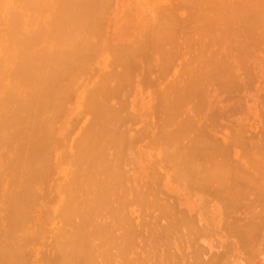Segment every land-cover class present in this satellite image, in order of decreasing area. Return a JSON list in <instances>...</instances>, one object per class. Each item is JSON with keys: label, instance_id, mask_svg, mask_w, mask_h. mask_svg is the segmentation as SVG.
Returning <instances> with one entry per match:
<instances>
[{"label": "bare ground", "instance_id": "bare-ground-1", "mask_svg": "<svg viewBox=\"0 0 264 264\" xmlns=\"http://www.w3.org/2000/svg\"><path fill=\"white\" fill-rule=\"evenodd\" d=\"M110 1L0 0V264H227L232 251L219 254L225 250L213 253L202 246L205 230L197 214L171 202L173 194L166 197L161 181L187 190L202 209L213 206L207 195L216 198L233 238L249 235L243 241L256 242H248L249 247L238 242L245 252L241 257L249 256L264 240V167L261 159H250L246 165L261 168L252 173L234 163L240 155L245 158V140L251 137L239 127L242 133L232 127L233 132H244L249 139L243 141L242 135L241 140L247 145L233 132V137L224 134L235 139L226 140L228 146L241 143L247 148L234 159L229 155L233 148L209 133L214 134L218 116L217 109L207 112L206 97L218 90L232 98L242 82L248 85L255 78L250 60L264 37V0H180L196 5L184 15L167 13L163 5L151 15L144 7L138 11L135 33L121 36L119 43L110 40V29L107 38L105 34L101 9L107 10ZM185 42L197 46V59ZM178 49L185 58L192 55V61L188 57L191 62H185ZM175 50L183 61L175 62L180 73L172 76ZM154 65L161 71L158 77ZM149 89L155 96L151 105L144 96L139 106L130 102L133 92L143 95ZM137 143L146 155L141 165L133 158ZM257 147L262 151H254L264 153V146ZM157 164L164 169L161 174ZM248 191L256 196L248 197ZM252 197L261 205L258 200L249 203ZM256 204L260 210L249 211H255L257 223L244 222L246 214L235 215ZM204 209L202 214H210L211 209ZM208 228L206 236L211 234ZM254 229L263 235H253ZM228 242L225 247L235 245ZM38 243L44 246L32 248ZM258 244L264 248L262 241ZM260 246L251 252L255 255Z\"/></svg>", "mask_w": 264, "mask_h": 264}, {"label": "rangeland", "instance_id": "rangeland-1", "mask_svg": "<svg viewBox=\"0 0 264 264\" xmlns=\"http://www.w3.org/2000/svg\"><path fill=\"white\" fill-rule=\"evenodd\" d=\"M107 1V0H106ZM111 2V4H110V6L107 8V10L104 8V7H107V6H102L103 8L101 9V10H103V12H101V13H103V14H101V15H103V17H102V19H104V17H106V19H105V34H106V38H107V36H108V34L109 33H111L110 34V40L111 41H117V42H115V43H119V42H121L122 41V38H124V37H127V36H131V35H133V33H135L134 32V29H133V27H134V25H135V20H136V17H137V14H138V11H139V9H141V8H147L148 10H149V12H150V14L152 13V11H153V13L151 14V15H155V13H156V10L157 9H160L161 7H162V5H163V7L161 8V9H163V10H165V11H167V13L169 12V10H170V12H172L173 10H174V12L177 10V14L178 15H184V14H187V12L189 13L190 11L191 12H193V10L195 9V6H192V5H187V4H185V5H183L182 3V1L180 2V0H178V2H180L179 4H178V2L176 1V0H145L144 2L142 1V0H111L110 1ZM172 2V3H171ZM109 2H107V4H108ZM171 3V4H170ZM177 5H176V4ZM106 4V5H107ZM260 4H262V3H260ZM259 4V5H260ZM263 4H264V1H263ZM109 5V4H108ZM144 5V6H143ZM152 5V7H150ZM176 5V6H175ZM179 6V7H178ZM182 6H185V10H184V7H182ZM188 8H187V7ZM194 9H193V8ZM175 8V9H174ZM187 8V9H186ZM190 8V11L188 10ZM263 8V12H264V7H262ZM150 9H152V10H150ZM192 9V10H191ZM111 10V11H110ZM172 10V11H171ZM186 10H188V11H186ZM107 11V12H106ZM104 12H106V14L104 13ZM155 12V13H154ZM259 12H261V16H262V11H261V9H260V11ZM173 13V12H172ZM104 14H105V16H104ZM176 14V15H177ZM260 14V13H259ZM264 16V15H263ZM262 16V17H263ZM192 19V18H191ZM262 19H264V18H262ZM110 20V21H109ZM142 20V19H141ZM185 23V20H184V22H183V24ZM110 24H111V26H110ZM183 24H182V26H183ZM109 25V26H108ZM123 25V26H122ZM109 27H111V28H109ZM261 28H263L264 29V24L260 27V31L262 30ZM111 30V31H108V32H106L107 30ZM126 29V30H125ZM175 29V28H174ZM119 31V32H118ZM122 31V32H121ZM125 31V32H124ZM262 32V35H264L263 33H264V30H262L261 31ZM124 34V35H123ZM121 36H122V38H121ZM115 38V39H114ZM262 38V39H261ZM260 39L261 40H258V42L259 41H261L260 42V44H256L257 46L255 47V50H254V52H255V54L257 55H252V58H251V60H250V62L252 63V69L254 70V68H255V70H254V72L255 73H253L254 74V79L253 78H251V77H253V76H251L250 78H249V80H247L246 82L248 83V85L247 84H244L245 82H242V85L243 86H241V88L239 89V91H237V92H235V93H232V95H234V94H236V93H238L239 92V94H236L235 96H232V98H227L226 97V94H228V93H224V92H220V93H218L219 91L218 90H212L208 95H207V97H206V103H207V106H208V109H207V112L209 113V112H213L215 109H217V110H215L216 111V115L218 116L217 118L218 119H216V115L213 113H210L211 115H214L215 116V118H214V116H211V118H214V119H216L217 120V125H216V121H213V122H215L214 123V130H216V129H220V131H218V130H216V132L213 130V132H214V134L212 133V131L211 132H209V133H211L212 135H214L215 137L216 136H219V139H218V137H217V139H218V141L220 142V137H222L221 138V141H222V139H223V146H224V144L226 145V147L228 146L227 145V141L226 140H228L229 138H230V136L228 137V136H225L226 134L228 135V134H230L231 135V133L234 131V129H235V131H237L238 129V127H239V130L241 129V131H245V133H246V135L247 136H251L250 137V139L247 137V136H244L245 134H244V132H243V136L242 135H240V136H237V134H236V132L234 133L235 134V137L237 138V137H240V140L238 139H236L237 141H240L241 143L244 141L243 140V138L244 137H246V138H248L249 139V142H248V140L246 139L245 140V142L246 143H248V145L244 142V143H242V144H244V145H247L248 147V152H246V154L244 155V159H243V157L241 156V159H240V156H238V160L237 161H234V163H236V164H239L240 166H242V168L243 169H247V170H249L250 172H255V169L259 166V165H257V167L255 166V164H254V169H252V166H250L249 164H247L246 165V163H248V161L250 160V159H255V162H256V160H258V162L260 163L261 161V168H263L264 167V162H263V160H264V153H262V152H260L259 150H261L262 148H259V147H257V146H261V147H263L264 145L262 144L261 145V142H264V141H262L263 139L262 138H260V137H264V136H262L261 134L263 133L264 134V129L263 130H261L262 128H263V120H264V118H263V116H264V41L262 42V40H263V38L264 37H261ZM121 40V41H120ZM181 41H182V38L180 39ZM179 40V42H180V44H181V41ZM147 42V41H146ZM149 42V41H148ZM147 42V44L148 45H150V42L148 43ZM257 42V43H258ZM185 45H187V46H189L188 48L190 49V50H192V48L195 50H192V51H190L188 48H187V46H184V47H186L187 49H188V52L190 51L191 53L192 52H195V55H194V53H193V56L196 58V52H197V50L198 49H196L197 48V46H195L193 43H187V42H185L184 43ZM191 45V46H190ZM181 46H182V44H181ZM262 46V47H261ZM179 47V46H178ZM190 47H192V48H190ZM182 49L183 47H179V49ZM257 48V49H256ZM178 49V53H179V50ZM186 49V50H187ZM185 50V49H184ZM185 50V51H186ZM183 51V49L181 50V52ZM176 52V50H175V52L173 51V59H175V61H173L174 62V65H173V67H172V69L170 68V70H172L171 72L172 73H170L172 76H175L177 73H180V72H178V68H179V64H178V67H177V63H180V62H182L183 61V59H182V61H181V57H180V55L178 56V54H176L177 53ZM187 53V51L186 52H182V53H184V54H191V53ZM253 52V53H254ZM157 56V58L156 59H158V55H156ZM175 56H176V58L178 59V61H176V58H175ZM180 57V58H178V57ZM182 56V55H181ZM188 56V55H187ZM192 56V55H191ZM190 56V57H191ZM160 57H162V56H160ZM183 58H184V61L186 60L188 63L189 62H191L192 61V59H191V61H190V59L187 57V58H185L184 56H182ZM193 58V57H192ZM155 59V60H156ZM187 59H189V61L187 60ZM194 59V58H193ZM197 59V58H196ZM159 60V59H158ZM161 60V59H160ZM163 60V59H162ZM172 58L170 59V61H169V63L172 65L173 63H171L172 61ZM185 61V62H186ZM194 61V60H193ZM196 61V60H195ZM194 61V62H195ZM198 61V60H197ZM196 61V62H197ZM156 62V61H155ZM158 62V61H157ZM156 62V63H157ZM163 62V61H162ZM175 62H177V63H175ZM254 62H256V63H254ZM153 63H154V61H153ZM250 63V64H251ZM180 64H182V63H180ZM257 64H258V66H257ZM253 65H254V67H253ZM153 67L154 68H156V71H154L155 69H153ZM152 67V70L155 72H153V74L155 75H159V73L161 72V71H159V70H157V65L155 66H153ZM158 67H160L159 65H158ZM261 67V68H260ZM160 70H162V68L160 67L159 68ZM158 71H159V73H158ZM252 74V75H253ZM257 74V75H256ZM153 75V76H154ZM154 76V77H158V76ZM171 75H169L166 79L168 80V79H172V76ZM180 74H178L177 76H179ZM165 79V80H166ZM253 79V80H252ZM263 80V81H262ZM260 82V83H259ZM169 83V82H168ZM164 84V83H163ZM167 84V82L165 83V85ZM161 85H162V83H161ZM247 86H249V87H247ZM180 87H183V86H180ZM247 87V88H246ZM153 92V90H147V91H144V94L143 95H138V94H136V92H133V94L131 95V97H130V102L131 101H133L134 103H136L138 106H139V104L138 103H140V105L142 104L141 102H142V99L140 98V97H142V96H144V98H145V102L146 103H149L150 102V105H151V103L153 102L152 101V98H151V93ZM221 93H224V94H221ZM153 94V93H152ZM231 94V93H230ZM229 94V95H230ZM244 94V95H243ZM246 94V95H245ZM137 95V96H136ZM145 95L147 96V97H145ZM238 95H243L242 97H240V96H238ZM154 96V95H153ZM152 96V97H153ZM228 96V95H227ZM155 97V96H154ZM237 97V98H236ZM224 98H225V100H224ZM247 98V99H246ZM250 98V99H249ZM140 101H139V100ZM215 99V100H214ZM241 99V100H240ZM249 100V101H248ZM137 101H139V102H137ZM243 102L244 101V104H240L241 102ZM76 102H73V104H75ZM73 104H70V107L71 106H73ZM136 105V106H137ZM238 105V106H237ZM243 105V106H242ZM240 106H241V109H240ZM210 107H212V108H210ZM151 109H152V106L150 107ZM150 108H147V109H150ZM237 108V109H236ZM243 108H244V110H243ZM145 109V108H144ZM144 109H143V111H144ZM233 110L232 112H234V111H236V113L234 112V114L232 115V114H228V112H230L229 110ZM261 110H262V112H261ZM131 111H133V110H131ZM146 111H148V113H149V110H146ZM241 111V112H240ZM219 112V113H218ZM144 113H146L145 111H144ZM220 113H221V115H220ZM224 113L227 115H229L228 117L226 116V118L227 119H225V116H224ZM261 113H262V115H261ZM219 115H220V117H219ZM224 116L223 118L221 117V116ZM260 117H262V118H260ZM224 119H225V121H224ZM263 119V120H262ZM145 120H147V118L145 119ZM224 121V122H223ZM86 122V119H83L82 121H81V123H82V126L84 125V123ZM212 122V123H213ZM224 123L222 126H224L223 128H220L221 127V125L220 124H218V123ZM211 124V123H210ZM228 125V126H225V125ZM232 126H231V125ZM243 124V125H242ZM244 124H245V126H247V127H249V130H248V128H247V130H245V126H244ZM239 125H241V126H239ZM215 126H217V127H215ZM230 126V127H229ZM232 127H234V129L232 128ZM245 127V128H244ZM262 127V128H261ZM228 128H230V129H232V130H230V129H228ZM242 128H244V130H242ZM238 130V131H239ZM222 131V132H221ZM237 131V133H239ZM240 131V133H242ZM261 131H263L262 133H260ZM231 132V133H230ZM239 133V134H240ZM256 134V136H255V134ZM216 134V135H215ZM225 134V135H224ZM253 134H254V136H253ZM258 134V135H257ZM261 135V136H260ZM232 137L234 136L233 134L231 135ZM241 136H242V140H241ZM259 136V137H258ZM226 137H228V138H226ZM231 137V138H232ZM252 137H254L255 138V140L254 141H256V139H258L257 140V142H255V143H257V145H255L254 144V146H256V147H253V148H257V149H259V150H257V152L256 151H254L255 149H253L252 148V146H253V141H252ZM258 137V138H257ZM230 138V139H231ZM225 139V140H224ZM260 140H261V142H260ZM231 141V140H230ZM234 141H235V139H234ZM233 141V138H232V141H231V143L232 142H234ZM259 141V142H258ZM228 142H229V140H228ZM235 143H237V142H235ZM235 143H233V144H235ZM239 144L240 146L242 145V144ZM259 143V144H258ZM230 144V143H229ZM250 144V145H249ZM135 145V144H134ZM243 145V146H244ZM130 146V145H129ZM230 146H232V147H230ZM230 146H228L227 148L229 149V150H231V148H233L231 151V153L229 154V155H231L230 157H232L233 159L234 158H237V157H235L238 153H239V151H242V149H247L246 148V146H244L245 148H241L240 146H238L237 144L235 145V146H233V145H231L230 144ZM250 146V147H249ZM225 147V148H226ZM238 147H240V148H238ZM129 148V151H130V147H128ZM226 148V149H227ZM251 148V150L249 151V149ZM227 149V150H228ZM136 151L135 153H136V156H135V154L132 152V156L134 155L135 157H133L134 158V160H135V164H137L136 162H138V163H140V165L141 164H144V163H141V162H144L145 160H146V155H145V153H144V150L143 149H141V150H139V143H137L136 144V146L134 147V149H133V151ZM128 151V154L129 153H131V151L129 152ZM244 151V150H243ZM242 151V153H244ZM261 153V156H260V154H259V152ZM262 151V150H261ZM228 152V151H227ZM256 152V153H255ZM264 152V151H263ZM155 154H156V151H155ZM240 154H241V152H240ZM262 154H263V156H262ZM243 155V154H242ZM131 156V155H130ZM254 156V157H253ZM259 156L261 157V158H259ZM263 157V158H262ZM232 158H230L231 159V161L233 160ZM261 159V161H259ZM236 160V159H235ZM243 160V161H242ZM247 161V162H246ZM251 161H253V160H251ZM250 161V162H251ZM246 162V163H245ZM254 162V161H253ZM134 164V163H133ZM251 164H252V162H251ZM131 165H132V163H131ZM156 166V168H155V170L159 173L160 172V174L164 171V169L159 165V164H157V165H155ZM131 167H134V166H131ZM130 167V168H131ZM260 167V166H259ZM129 168V167H128ZM260 168V169H261ZM132 169V168H131ZM260 169H258L259 171H260ZM257 169H256V171H258ZM264 168L261 170V173H264ZM263 171V172H262ZM263 177H264V175H263ZM251 179H253V180H255L256 182H257V184H258V181H257V178H251ZM263 179V178H262ZM262 179H260L261 181H263ZM260 181V182H261ZM238 184H240V182H238ZM261 184V183H260ZM263 184H264V182H263ZM160 185H161V188H162V191H165L166 192V195H161V193L163 194L164 192H162L161 191V189H160V191H161V193L160 192H158L159 193V195L160 196H162L163 198H165V196L166 197H168L169 195H171V194H173L172 196H171V198L173 199V200H171V202H177L178 204H176V203H174L175 205H177V206H179L180 208L181 207H183L184 209H186V210H190L191 209V211L196 215L197 214V222H199V225H200V227H201V225H202V231L203 230H205V232H203V235L202 236H205V237H202V238H200V240H199V243L200 244H202V246L203 245H205L204 247L205 248H209V249H211L210 251L212 252V250H213V253H219L222 249H224L225 251H221L219 254H221L222 252H228V251H232V252H228V254H232V253H234V254H232V256H231V254L229 255L230 257H228V258H230V260H229V262L227 263V264H246V261H244L245 259H247L248 257H250V256H252L251 254H253V252H251L252 250H253V248H252V246L250 245V247L252 248V250L250 251V252H248L249 250H250V248H248L249 246H248V242H251V241H248V242H246V241H243L244 240V237L245 236H247V235H243V236H241V238L243 237V239H238V237L237 236H239V235H237L236 237H234L233 238V235H232V233L230 232V231H228L227 229V227L225 226V224L222 222V221H225V220H223L222 218H224L223 217V215L221 214V212L222 211H220V214H219V210H221V207H222V205H221V203L220 202H218L217 200H216V202H215V200L214 199H216V198H214L212 195H207L206 196V199H211V201H213L212 202V204H213V206L211 205V203L209 204V206H210V208H209V206L207 207V206H205V207H207L208 208V210L209 209H211V210H209V211H211V212H209L210 214H207V215H210V216H212V218L211 219H208V217H206L207 215H204V213L202 214V212H203V209L200 207V206H202V207H204V205H201V203H197V198L196 197H191L190 195V193L187 191V190H185L184 188H180V187H178L176 184H174V183H167V182H160ZM241 185H243V183H241ZM261 187H263V186H261ZM259 188H260V186H259ZM257 188H255L254 190H252V191H255ZM257 190H259V189H257ZM262 190H264V189H262ZM252 191H248L249 192V195L250 196H248V197H251V195L253 196V195H255L256 196V194H251L252 193ZM263 192V191H262ZM262 192H261V194H262ZM165 194V193H164ZM263 194H264V192H263ZM262 194V195H263ZM243 195V194H242ZM259 195H260V193H259ZM176 198H175V197ZM209 196V197H208ZM210 196H212V197H210ZM254 196V197H255ZM261 196V195H260ZM170 198V197H169ZM196 198V199H195ZM258 198V197H257ZM256 198V200H258ZM261 198H262V200H264L263 198H264V195H263V197L261 196ZM176 199V200H175ZM249 199V198H248ZM247 199V200H248ZM252 199H254L253 197H252ZM252 199L249 201V203L250 202H254V201H256L255 199L252 201ZM261 200V199H260ZM261 200V201H262ZM195 201H196V203H195ZM183 202V203H182ZM210 202V201H209ZM246 202V201H245ZM264 202V201H263ZM257 203L259 204V206L261 205L260 203H259V200L257 201ZM216 204V205H215ZM218 204V205H217ZM255 204V203H254ZM199 205V208H197V206ZM257 205V204H256ZM255 205V206H256ZM134 206H136V205H134ZM258 205L256 206V207H249V208H245L244 209V207L243 208H240L239 209V211H241L240 213H239V211L238 210H236V213H235V215L236 216H242V215H244V214H246V215H244V217H245V219L243 220L244 222L247 220L248 222H251V223H257V219H255V217L257 216V215H254V214H252L253 212L255 213V211H249V209H253V208H255V210H257V209H259L260 207H259ZM137 207L139 208V206L137 205ZM178 207V208H179ZM261 207H264V206H262L261 205ZM197 208V209H196ZM207 208H205L206 210H207ZM220 208V209H219ZM200 209H202V211L200 210ZM205 209H204V211H205ZM215 209H217V210H215ZM243 209V210H242ZM247 209V210H246ZM264 210V208H261V211L260 212H262L261 214H264V212H263V210ZM208 210H207V213H208ZM212 210H215L217 213H215L214 211L212 212ZM254 210V209H253ZM260 210V209H259ZM259 210H258V212H259ZM38 211V213H36V214H39L40 212H41V210H39V208L36 210V212ZM198 211V212H197ZM256 214H257V211H256ZM216 215V216H215ZM234 215V216H235ZM260 215V214H259ZM215 216V217H214ZM217 216H219V218L217 217ZM247 216V217H246ZM264 216V215H263ZM205 217V218H204ZM243 217V216H242ZM210 218V217H209ZM214 218H216V220H213ZM235 218H239V217H235ZM257 218H258V216H257ZM261 218H262V215H261ZM260 218V219H261ZM222 219V220H221ZM224 219H227L226 217L224 218ZM241 220H242V218H240ZM260 219H258V220H260ZM264 219V218H263ZM209 220H211V221H209ZM240 220V221H241ZM240 221H239V223H240ZM264 220H262V222H263ZM207 222V223H206ZM214 222V223H213ZM209 223H211V225H212V228H208L207 227V224H208V226H209ZM216 223V224H215ZM222 223H223V225H222ZM243 223V222H242ZM253 223V224H254ZM260 222H258V224H259ZM262 224V223H261ZM263 225V224H262ZM262 225H260V227L262 226ZM223 226V227H222ZM255 226V225H254ZM220 227H221V229H220ZM259 226H257V228H258ZM259 227V228H260ZM263 227V226H262ZM205 228V229H204ZM207 228L209 229V230H211V234H209L208 233V235L210 236H206V235H204V233H206L207 232ZM252 228V230H253V227H251ZM259 228H258V232H260L261 231V229L262 228H260V230H259ZM213 229V230H212ZM225 229V230H224ZM256 229V228H255ZM255 229H254V231L252 232V233H254L255 232ZM264 229V228H263ZM262 229V230H263ZM208 230V231H209ZM221 231V233H220V231ZM252 230H250V231H252ZM227 232H230L231 233V235L232 236H230V235H228L229 236V238H227L228 236H227ZM258 232H255V233H257V237L259 238V236L261 237L263 234H259ZM213 233V234H212ZM251 233V232H250ZM251 233V234H252ZM253 234V235H255L256 236V234ZM261 233V232H260ZM262 233H264V230H263V232ZM207 234V233H206ZM236 234H238V233H236ZM240 235H241V233H239ZM253 235H250V236H253ZM212 236H214V238L212 237ZM235 236V235H234ZM249 236V235H248ZM248 236L246 237V238H248ZM255 236H253V239H255L254 237ZM240 237V236H239ZM257 237H256V239H257ZM211 238H213V239H211ZM218 238V239H217ZM250 238V237H249ZM252 238V237H251ZM261 238H264V237H261ZM210 239L212 240V241H210ZM253 239H249V240H253ZM216 240V241H215ZM237 240H239V241H237ZM241 240V241H240ZM246 240V239H245ZM214 241V242H213ZM229 241V242H231V245L233 244V242L235 243V245L233 244L232 245V248H230V250H229V248L228 247H225V245L227 244V242ZM257 241V240H256ZM260 241H262V246L264 247V240L263 239H261ZM260 241L259 242H257V244L256 245H258V247L260 246V244H258V243H260ZM216 242H218V244H219V246H218V244H217V246H215V244H216ZM220 242V243H219ZM228 242V243H229ZM238 242H244V243H246V245L248 246H245V248H248L247 250V252H248V254L249 253H251V254H249V256H243V257H241L242 256V254H244L245 255V252L244 253H242V252H240V250H241V248H242V244L240 245L241 246V248L240 249H238ZM254 242V241H253ZM253 242H251V243H253ZM215 243V244H214ZM248 243V244H247ZM250 243V244H251ZM254 243H256V242H254ZM39 244V245H38ZM37 245H35V246H33L32 248H37V247H40L41 248V246L43 247L44 246V244H40V243H38ZM209 244H211V246L209 245ZM230 244V243H229ZM231 245H228V246H231ZM244 245V244H243ZM253 245V244H252ZM255 245V246H256ZM224 246V247H223ZM227 246V245H226ZM236 246V247H235ZM238 246V247H237ZM253 246L254 247V252H255V248H257L258 249V247L256 246ZM212 247V248H211ZM226 248H228V249H226ZM233 248H235V249H233ZM244 248V247H243ZM208 249V250H209ZM214 249H215V251H214ZM261 250V251H260ZM260 250H256L257 251V253H255V255L253 254V257H251L250 258V261H251V263H249V262H247V264L249 263V264H264V251H262V250H264V248H261V246H260ZM187 251H189V250H187ZM243 251V250H242ZM178 252H179V250H178ZM211 252H209V255H210V253ZM260 252V253H259ZM263 252V253H262ZM212 253V254H213ZM225 254V253H224ZM247 254V253H246ZM226 255H227V253H226ZM207 257V258H206ZM210 257V256H209ZM220 257H225L224 259H226V256H222V255H220ZM204 258L205 259H207L208 260V254L207 255H204ZM228 258H227V260H228ZM176 260V259H175ZM221 260V259H220ZM223 261V260H222ZM220 262V261H219ZM226 262V261H225ZM222 264V263H221Z\"/></svg>", "mask_w": 264, "mask_h": 264}]
</instances>
